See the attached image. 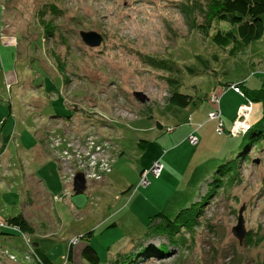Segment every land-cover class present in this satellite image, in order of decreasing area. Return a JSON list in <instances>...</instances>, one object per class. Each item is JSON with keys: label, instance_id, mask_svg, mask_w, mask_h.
I'll use <instances>...</instances> for the list:
<instances>
[{"label": "rangeland", "instance_id": "obj_1", "mask_svg": "<svg viewBox=\"0 0 264 264\" xmlns=\"http://www.w3.org/2000/svg\"><path fill=\"white\" fill-rule=\"evenodd\" d=\"M198 2L0 0V219L21 212L29 186L38 199L30 232L0 228V264H47L35 248L50 264H90L81 256L88 243L98 264H264V130L229 133L249 103L232 86L264 82V32L231 54L232 44L196 28ZM228 28L212 23L208 33ZM82 31L98 33L100 45H86ZM176 90L191 98L186 107L168 101ZM217 108L221 132L208 118ZM87 133L105 139L109 170L96 165L100 179L85 175L84 159L97 156ZM159 159L162 175L135 189ZM67 171L85 176L84 193H72ZM242 207L239 242L232 228ZM187 212L178 233L150 232L156 214L181 222Z\"/></svg>", "mask_w": 264, "mask_h": 264}, {"label": "trees", "instance_id": "obj_2", "mask_svg": "<svg viewBox=\"0 0 264 264\" xmlns=\"http://www.w3.org/2000/svg\"><path fill=\"white\" fill-rule=\"evenodd\" d=\"M195 7L199 10V15L203 18V21L199 23L196 28L200 29L206 37H210L214 43L222 48H226L232 44L233 47L230 50L231 54L234 52L233 50H235V48L240 47V44L244 45L250 40L260 37L264 32V0H203V2H198V5L196 4ZM220 22L228 23L230 28L225 31L217 30L212 34H209L208 30L212 23ZM241 41L243 42L241 43ZM190 71L193 70L190 69ZM237 86L242 90L243 95H245L252 104V110L248 118L251 128L247 133L242 135L254 138L258 133H263L264 130V82L257 90H244L242 89V83ZM226 87L227 86L223 88L222 93L225 89H227ZM221 94L219 97L217 96L219 98L218 104L220 103ZM190 100L191 98L188 95H184L176 90L171 94L168 101L176 105L186 107L190 103ZM254 103H259L261 106V116L255 122L251 121L250 118L254 112ZM218 110L221 113L220 119L222 121V112L220 108H218ZM103 140L105 139L98 138L97 142L102 143ZM248 147L249 144L245 147V150H247ZM188 217L189 215L187 212L186 219L179 222L176 219H170L167 215L162 213L156 214L154 218L159 219V221L153 226L151 225V222H149V230L151 233L167 234L172 236L178 233L180 226L186 225L185 222ZM3 220L9 226L6 230L17 229L22 232L31 231V227L21 214L11 217L9 216ZM4 234L8 235L10 233L4 232ZM90 234L91 233H89V235ZM70 253L71 247L69 245L66 259L70 258ZM33 254L38 263L43 260L47 264H50L47 258L44 259V254L37 248L34 249ZM81 256L90 264H98V256L89 243L82 248Z\"/></svg>", "mask_w": 264, "mask_h": 264}, {"label": "built area", "instance_id": "obj_3", "mask_svg": "<svg viewBox=\"0 0 264 264\" xmlns=\"http://www.w3.org/2000/svg\"><path fill=\"white\" fill-rule=\"evenodd\" d=\"M232 88L239 95H243L242 90L237 85H233ZM218 100H219V98L216 95H214V94L211 95V101L212 102L218 103ZM251 110H252L251 102H249L246 105H240L239 106L237 116L234 119V121L231 125V128H230V132H229L232 136H237L239 134L242 135V134L247 133L250 130L251 127H250V124L248 122V118H249V115L251 113ZM220 116H221V113L218 110V108L211 111L208 114L209 119H211V120L217 119L218 120V121L216 120L217 124L215 127V130L218 132H221V129H222V121L220 119ZM167 131L171 132L172 128H167ZM93 135L95 136V134L87 133V134H84V136H83V139L85 140V142H87V144H89L90 148L93 149L92 152L97 155V156L93 157L92 159L91 158L90 159H84L88 163L87 166L90 168V171H91V172L87 171V173L85 175L88 179H100V175L95 173L94 168L96 167V165H99L101 169L108 171L109 165L107 162V155L103 151V147H102V145H104V142H102V144L98 143L97 142L98 137L95 136V138H94ZM187 139L193 145L197 143V137L194 134H190L187 137ZM64 152H67V151L62 150V154ZM68 154H70V152ZM66 156H68V155L66 154ZM67 160H68V158H67ZM162 169H163V164L160 162V160L153 161L150 168H145L139 172V181H138V184L136 185L135 189H138L141 187H147L150 183V180H149L150 176H154V177L160 176ZM66 175H65V178L70 184L72 182L73 174L71 172L67 171ZM8 227L9 226L5 223V221L3 219H0V228H6L7 229Z\"/></svg>", "mask_w": 264, "mask_h": 264}, {"label": "water", "instance_id": "obj_4", "mask_svg": "<svg viewBox=\"0 0 264 264\" xmlns=\"http://www.w3.org/2000/svg\"><path fill=\"white\" fill-rule=\"evenodd\" d=\"M80 36H81L82 41L89 47L99 46L102 40V37L94 31H88V32L82 31L80 33ZM133 96L141 104L145 103L149 99V97L144 92H141V91H135L133 93ZM71 186H72L73 194L84 193L86 190L85 176L82 173L77 172L72 179ZM243 209L244 208L242 207L239 210L237 224L232 228V234L239 240V242L243 240L246 234L243 213H242Z\"/></svg>", "mask_w": 264, "mask_h": 264}, {"label": "crops", "instance_id": "obj_5", "mask_svg": "<svg viewBox=\"0 0 264 264\" xmlns=\"http://www.w3.org/2000/svg\"><path fill=\"white\" fill-rule=\"evenodd\" d=\"M4 43H6V42H4ZM227 92H223L221 95V97H220V101H221V99H222V97L226 94ZM256 104H259V103H256ZM254 107H255V104H254ZM260 108V107H259ZM0 123L2 124L3 123V121H0ZM192 132H195V129H193V131ZM37 132H35V134H36ZM38 153V152H37ZM160 160V159H159ZM161 162V161H160ZM162 163V162H161ZM163 164V163H162ZM163 169H164V166H163ZM163 169H162V172H161V174H160V176L162 175V173H163ZM32 179L34 180V181H37V178L36 177H34L33 176V174H32ZM39 182H41L40 181V179L38 180V183ZM150 186V185H149ZM36 189V192L38 193V194H40V195H44L45 197H46V192H45V189H44V187L42 186V184L41 183H39V185L37 186V188H35ZM38 189V190H37ZM32 186H29V190L28 191H25L23 194H22V199H21V212L19 213V214H21L22 215V217L28 222V223H31L32 222V217L33 216H29L30 215V210H31V208L32 209H35L34 207H33V203L34 202H37L38 201V199L36 198V196H34L33 194H32ZM44 210V211H43ZM42 210V213L45 215L46 214V210L45 209H43ZM37 212H40L39 210H37ZM46 216H47V214H46ZM6 233H12V231H6Z\"/></svg>", "mask_w": 264, "mask_h": 264}]
</instances>
